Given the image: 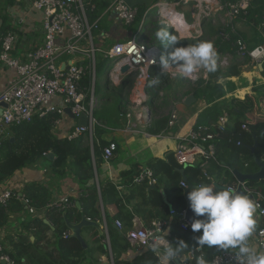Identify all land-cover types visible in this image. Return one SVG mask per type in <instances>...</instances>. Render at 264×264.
I'll use <instances>...</instances> for the list:
<instances>
[{"label": "trees", "instance_id": "1", "mask_svg": "<svg viewBox=\"0 0 264 264\" xmlns=\"http://www.w3.org/2000/svg\"><path fill=\"white\" fill-rule=\"evenodd\" d=\"M115 0H82L88 19L90 22L98 21V29L94 31L96 35L105 33L107 30L106 22L112 2ZM159 0H156V2ZM231 1V0H224ZM258 1L254 0L245 16L238 18L244 19L246 23L255 22L262 23L264 16L262 4L258 6ZM145 13V9L139 7L137 17L134 24L128 28L132 31L131 35L137 30ZM146 36L149 38V44L154 45L160 51V55H167L172 51L173 46L162 45L156 37V32L162 29L158 22L148 21L146 23ZM228 30V29H227ZM217 33V32H216ZM177 39L176 47L196 44L200 41H205V37L199 36L195 40L179 39L174 31H170ZM237 37L242 38L237 35ZM2 39V38H1ZM217 55L225 52H232V45L222 40H217L214 44ZM249 63L248 60L241 62L235 61L234 64L227 69H221L218 66L214 72H207V80L199 79L192 95L195 100H203L209 107L197 116L195 125L211 126L217 123V120L223 113L227 114L229 123L226 129L216 135V149L218 165L210 163L206 167L205 176L202 175L197 167L187 166L184 169L179 167L173 157V153L166 154L165 160H152L149 162L148 168L156 179V184L151 187L145 181L140 182L131 190V196L142 199L141 205L146 208H161L164 216L160 219L167 218L169 211L173 210L180 214L187 209V201L179 186L180 182H184L187 186L190 184H210L217 187L226 188L235 183L229 168L224 164L223 155L228 154L234 168L243 174H252L258 170L253 161V155L249 148L254 145V140L257 141V148L254 156L264 162V102L260 110L256 100L252 96H246L243 101L232 100L229 103L225 102L227 91L224 90L218 80L225 77H237L243 66ZM157 83L153 84L149 91V101L147 106L149 114L154 115L157 109L165 106L155 107L154 103L158 97V92L168 84V74L161 73L157 67L154 69ZM132 84V75L124 76L121 84L115 88L118 96L113 103L107 107L100 106L93 111L94 119L100 124L95 126L92 135V145L89 144V138L84 135L76 140L68 141L64 136H57L53 132L54 124L59 118L56 114H48L42 118L35 117L30 123L14 126L9 129L10 136L14 139L10 142L9 139H4L0 146V183L5 182L13 174L27 167L33 166L39 160L49 163L53 172L57 175H63L65 171L71 172L77 182L80 190L84 192V197L74 201L73 207L64 212L49 211L44 214L43 219L38 216H26L21 222V232L18 233L16 240L10 241V251L7 254L11 257L14 264H97L94 256L100 254L106 258H111L113 264H161L159 256L154 251L143 252L139 257L132 260L131 263H122L120 258L127 250L128 244L124 238L125 233L132 227L133 216L124 206L128 205V201H124L119 196L115 187L110 183L99 184L98 188L95 183L99 165L102 163V150L107 146V143L100 139V136L108 131L101 125L107 128L121 126V112L126 109L125 103L121 96L125 89ZM85 94L89 97L88 90L90 89V78L85 76L81 82ZM96 82L94 84V95L96 91ZM234 89V88H233ZM230 86L228 91H233ZM108 109H113L114 119L108 117ZM123 121V120H122ZM167 117H160L158 120L151 121L147 128V133L153 136H159L166 133ZM245 125L246 130H242L241 126ZM52 154L53 158L48 160V155ZM184 171L186 181L182 180L180 171ZM138 173L136 170L123 173V176L128 179V185H133ZM164 179V180H163ZM256 192L264 198V180L259 182H248ZM166 189L172 193L169 197L170 207H167L160 201L159 190ZM26 198L31 202L37 211L43 209L45 204L49 202L50 196L41 184H31L22 190ZM99 198L102 202V214L98 205ZM75 202H78L80 208H77ZM125 202V204H124ZM264 202V200L262 201ZM24 212L22 204L17 200H11L7 207H0V226L7 224L8 218L13 214H21ZM65 214V217H63ZM147 225L150 224L151 213L145 215ZM82 218L92 222H105L106 230L109 236V247L101 244L100 240L105 238L102 234L99 238H95L97 231L93 227L85 228V231H90L94 235L92 244L95 246L83 248L80 242L70 237V234L65 238L64 234L68 233L65 225V219L71 224H77ZM195 218V217H194ZM47 220L53 231L43 220ZM120 222L122 226V234H119L111 226L112 222ZM259 226V225H258ZM168 235L166 236L169 244L176 246L180 240L185 241L188 246L181 250L177 257L186 255L197 246L193 237L201 233H193L190 226L186 230L180 229L178 216L171 217L170 225L167 228ZM44 232H51L53 240V251H44V247L40 246L45 243ZM30 236L34 241H30ZM205 258L209 261L212 256L220 254L223 251H209L207 246L201 247ZM213 249V248H212ZM6 252V250H5Z\"/></svg>", "mask_w": 264, "mask_h": 264}, {"label": "built area", "instance_id": "2", "mask_svg": "<svg viewBox=\"0 0 264 264\" xmlns=\"http://www.w3.org/2000/svg\"><path fill=\"white\" fill-rule=\"evenodd\" d=\"M22 1L42 14L43 45L28 52L24 60L20 61L11 56L17 42L15 34L9 32L1 39L0 64L13 70L14 77L8 81L4 91L0 94V102L5 105L0 114V146L2 141L7 139V130L30 123L35 117L42 118L48 114H56L59 117L54 124L53 132L56 133L67 117L65 109H68L75 119L81 116L86 119L85 126L70 127L65 138L73 141L87 135L89 144L92 145L93 129L97 125L100 126L93 117L96 107L94 100L96 69L98 64L105 60L108 65L107 71L109 69L110 77L117 86L123 79L120 68L124 65L129 67L131 73L127 74L132 75V87L126 109L121 112L123 129L126 132H134L141 126L146 136V129L151 123L147 102L151 82L156 78L154 69L158 67L161 73L169 74L170 77H184L178 68L172 69L169 66L163 69L160 63V51L156 46L149 44V38L146 36V23L154 19L161 28L174 31L179 39L195 40L201 35L200 31L196 29L190 33L185 15L182 12L178 13L175 6L181 4L183 7H189L191 17L199 28L202 18L209 15L207 5L212 2V0H173L171 3L155 1L150 8L145 10L137 30L130 35L128 40L114 42L111 47L103 50L95 44L96 37H93L94 31L98 29V21H89L82 0ZM253 1L219 0L218 3L221 2L229 18H238L247 14ZM107 11L114 13L116 20L128 29L136 20L138 8H129L123 0H115ZM167 13L171 14L167 15ZM217 37L232 45V54L235 59H249L252 62L264 61V39L260 45L249 50L234 30H229V32L221 30ZM230 59L229 55H217L216 65L224 69L229 66ZM199 71L200 69L190 78H184L197 82L199 75L202 74L200 79L207 80L208 70L202 68V72ZM85 76L90 78L89 97L81 86ZM162 96L163 94L158 92V98ZM178 119V112L173 109L168 115V131L177 127ZM228 123V116L223 113L214 125L200 126L194 123L176 134V147L173 151L176 164L181 168L197 167L205 176L208 164H219L216 156V135L223 132ZM241 129L246 130V126L242 125ZM116 149L115 143H108L102 150V161L108 163ZM145 180L150 185L154 183L152 172L148 169L141 171L134 182L140 183ZM180 186L183 189L187 187L184 182H181ZM226 188L235 191L237 189V187ZM241 189L253 200L257 209L256 213L262 220L256 231V247L264 250V208L261 196L247 182L241 185ZM13 199L19 201L30 216L49 211L64 212L73 207V202L62 198L55 202H48L42 210L37 211L23 191L12 189L0 191V207H7ZM185 214L186 209L180 214L173 210L169 213L171 217L178 216L182 230L190 226L185 219ZM169 224V221L153 220L146 228L135 227L129 230L126 239L140 249L155 251L159 247L167 246L162 231L167 230ZM115 226L122 228L118 221L115 222ZM102 230L106 233V226H103ZM68 235L69 232L64 234V237ZM201 255L205 258L202 248L196 247L178 261V264H196L197 257ZM207 262L208 264H241V258L236 255V251H227L212 256ZM0 264H14L5 252L1 240ZM111 264H113L112 261Z\"/></svg>", "mask_w": 264, "mask_h": 264}, {"label": "crops", "instance_id": "3", "mask_svg": "<svg viewBox=\"0 0 264 264\" xmlns=\"http://www.w3.org/2000/svg\"><path fill=\"white\" fill-rule=\"evenodd\" d=\"M172 1L173 0H159V2L168 3H171ZM218 1L219 0H212V2L207 5L210 13L207 17L202 18L199 24V28H197L193 18L191 17V9L189 7H184V10L181 12L185 15L186 23L189 26L190 33H193L196 29H198L201 33L200 36L203 35L205 37V41H211L213 44H215L217 40H219L217 37L218 32H220L221 30H225L227 32H229V30H234L237 35L242 37L249 50L260 45L264 39V19L262 20V23L256 24L255 22L246 23L244 19L240 18H229L227 16L226 9H224L221 2L218 3ZM257 1L258 6L262 4V6L264 7V0ZM107 14L108 18L107 22L105 23L107 27L106 32L103 35H96L95 42L100 48L103 46L104 41L110 43H114L117 41H126L130 38V35L132 33L130 29L124 28L118 22V20H116L114 13L109 12ZM262 14L264 16V9L262 11ZM9 32L15 34V36L17 37V42L11 53V56L20 61L24 60L28 52L34 51L43 45L42 14L33 10L28 3L23 2L22 0H0V46L1 38ZM223 54L231 56V62L229 66L234 64L235 61H249V63L243 66L241 73L237 77H225L218 80V84H221L224 90L228 92L225 97V102L229 103L232 100L243 101L246 96H252L256 100L258 107L261 110L262 104L264 102V61L252 62L249 59L237 60L233 57L232 52H225L218 55ZM228 67L224 69H227ZM201 76L202 74L199 75V78H201ZM13 77L14 71L0 64V94L4 91L8 81H10ZM182 78L183 80L185 79L184 77ZM191 83L193 88H195L196 82ZM230 86L232 87V89L234 88L232 92L228 91ZM172 87L174 88V94L181 97L180 103L173 104L174 109L178 112L179 119L177 127L172 131H167L164 134L162 133L159 137L148 134L147 129L145 136L143 133L144 130L141 126H139L137 131L126 132L125 129H123L124 126L122 119L120 122L121 126L117 128H114V126L107 128L106 126L101 125V127H104L108 131L103 133L100 136V139L107 144L110 142L115 143L117 149L113 153V157L109 160L108 163H104L102 161V163L99 165L95 183L97 185V188L99 184H112L118 192L119 196H121L124 201H128V205H126L124 202V206L133 216L132 227L129 230L135 227H148L150 225H147L146 219H148V217L145 218V215H147V213L148 215L150 213L152 215L151 222L153 220H165L170 222L171 216L169 215V211L167 218L160 219L159 217L164 216V212H162L161 208H146L140 206L142 199L137 196H135L134 198L131 196V190L139 183L133 182V185H128V179L123 176V173L129 172L134 169L139 174L143 170H149L148 165L152 160H165L166 154L169 152L173 153L176 147V134H178L180 131L185 130L187 126L194 124L197 116L209 107V105H207L203 100H195V98V101L191 105L186 106L185 101L188 96H193L192 93L185 96L182 95L183 91L181 89L180 82L172 81ZM106 91L107 89L105 90L104 94L98 98L96 105H99V103L103 102L104 100H109L110 97L107 96ZM161 93L163 94L162 91ZM156 99L158 105L155 107H160L163 104L165 105L164 94L162 97H157ZM163 107L164 106L155 111L156 113L152 115V120L150 116V121L158 120L160 117L168 118V116L160 115L159 111ZM3 108L4 107L0 102V114ZM74 125H77V121L67 116L62 122L61 128L57 130L56 135L59 134V136H64L68 129ZM6 134L7 139L12 138L10 136L9 130L6 131ZM223 157L225 158L223 164L230 162L232 167L234 168L233 162L228 159V154L223 155ZM231 175L233 176L232 172ZM233 178L235 180V183L227 187L238 186L237 180L234 176ZM153 179L154 183L151 185L146 180L148 185L151 187L156 184V179L154 177ZM34 183L41 184V186L48 192L50 196L49 202H55L58 199L62 198L72 199L76 201L79 198L84 197L85 195L84 192L80 190L79 183L71 172L65 171L63 175H57L53 172L49 163L43 160H39L33 166L16 172L5 182L0 183V191L4 189L22 191L27 186ZM181 189L184 193V189ZM159 195L160 201H162L165 206L170 207L169 197L173 196L172 193H169L166 189L161 188L159 190ZM261 199V201L264 200L262 196ZM75 205L77 208H80L78 202H75ZM98 205L101 209L102 214V202L100 198ZM262 207L264 208V202H262ZM44 214H38L37 216L43 219ZM26 215L28 216L25 210L21 214L10 215L7 224L0 226V240L2 241L6 253L7 251L11 250L9 245L10 241L16 240L18 233L21 232V222H23ZM254 218L256 219V229L250 237V243L256 246V231L260 227L262 220L257 213H255ZM43 222L49 226L52 232L53 228L51 224L45 219L43 220ZM95 223L98 224L99 230L101 231L100 233L96 230L97 235L95 236V238H99L102 234H105V238L101 239L100 242L101 244L109 247L108 232L106 230V233H104L102 230V227L105 226V222L102 221V223ZM111 226L119 234H122V228H117L115 226V222H112ZM114 226L116 227V229L114 228ZM51 232H44L42 234L45 237V243L42 242L40 246L44 247L45 252H55L54 246L52 244L53 240L51 238ZM127 232L125 233L124 238L128 244V248L120 258V262L122 263H131L134 258L139 257L143 252H145V250L140 249L136 245H132L127 241ZM81 236L85 242L86 248L88 246L93 248L95 247L92 244V241L94 239V235L92 234V232L85 231L84 228L81 230ZM29 238L31 242L34 241V238L32 236H30ZM164 238L166 240L167 246L159 247L154 252L159 256L161 264H168V262L163 258V250L169 246V242L166 237ZM212 248H210L209 251H226L218 249L216 246H213ZM227 251L237 250L228 249ZM184 256L185 255L176 257V259L173 260L171 264H175V262L182 260ZM94 258L95 260H97V264H111L112 261L111 258H106L105 256L100 254H96ZM82 264L88 263L85 261Z\"/></svg>", "mask_w": 264, "mask_h": 264}, {"label": "clouds", "instance_id": "4", "mask_svg": "<svg viewBox=\"0 0 264 264\" xmlns=\"http://www.w3.org/2000/svg\"><path fill=\"white\" fill-rule=\"evenodd\" d=\"M157 39L165 46H173L172 51L162 55L160 63L163 69L169 64L176 65L184 77H192L198 69L209 72L216 70L217 51L211 41H200L196 44L176 47L177 39L167 29L156 32ZM158 81L153 79L151 83ZM187 194L189 207L194 214L190 224L197 247L216 246L221 250L235 249L241 258V264H264V250L252 245L250 237L256 229V205L249 196L231 188L217 187L210 184H194ZM163 236L168 231H162ZM188 244L180 240L173 247L169 244L163 250V258L168 264L179 255ZM196 264H208L203 255L197 257Z\"/></svg>", "mask_w": 264, "mask_h": 264}, {"label": "water", "instance_id": "5", "mask_svg": "<svg viewBox=\"0 0 264 264\" xmlns=\"http://www.w3.org/2000/svg\"><path fill=\"white\" fill-rule=\"evenodd\" d=\"M155 1L156 0H123L124 4L126 6H128L129 8H139V7H141V8H144L145 10L150 8L155 3ZM263 33H264V28H263ZM129 72L131 73V71L129 70V67L127 65H124V66H122L120 68V74L123 77L126 76L127 73H129ZM194 101H195L194 97L193 96H189V97H187V99L185 101V105L186 106L191 105ZM2 106L5 107L4 104H2ZM65 113L71 119L77 121V126H85L86 125L85 117L81 116L78 119H75L70 114V111L68 109H65ZM9 141L13 142L14 139L10 138ZM256 148H257V141L255 139L254 140V145L252 147H250L249 150H250L251 154L253 155V161H254L255 165L257 166V168H258V170L256 172H254L252 174H243V173L235 170L232 167L230 162L224 164L225 166H227L231 170L233 176L235 177V179L238 182V186H237L236 192L244 194L242 189H241V185L244 184L245 182H247V183L248 182H259V181H263L264 180V162L262 160H259L258 158H256L254 156V152H255ZM47 158H49L51 160L53 158V155L49 154ZM180 174L182 175L183 180L186 181V177L184 176V171L183 170L180 171ZM193 187L194 186L189 184L184 189V196H185L187 204H188L187 209H186L185 219H186V221H187V223L189 225L191 224V222L193 220L194 214H193V212L191 211V209L189 207V201L187 199V194H188V192H190L192 190ZM77 206H78V204H77ZM63 217H65V214H63ZM65 225H66V227L68 229L70 237L78 240L83 248H86V245H85V242H84V240H83V238L81 236V230L82 229L87 228V227H93L98 232L101 233L97 223L92 222L90 220H87L85 218H82L81 221L79 223H77V224H71L65 219ZM114 228L116 229L115 226H114ZM175 264H178V261L175 262Z\"/></svg>", "mask_w": 264, "mask_h": 264}, {"label": "rangeland", "instance_id": "6", "mask_svg": "<svg viewBox=\"0 0 264 264\" xmlns=\"http://www.w3.org/2000/svg\"><path fill=\"white\" fill-rule=\"evenodd\" d=\"M175 9L179 13V12L184 10V7L181 6V4H179V5L175 6ZM151 21H154V19H152ZM167 30L170 33V30L169 29H167ZM93 37L94 38L96 37L95 33H93ZM95 44H96V42H95ZM111 45H113V43L104 41L103 42V46H102L103 48L101 47V49L106 50L109 47H111ZM97 57H99V56L97 55ZM169 66L172 69L178 68L176 65H173L171 63L169 64ZM107 68H108V65H107V61L106 60L101 62L97 66V69H96V81H95L96 82V86H95V88H96V91H98V94L94 96V100H95V103H97L98 98L101 97L104 94L106 89H107V91H106L107 93L106 94L110 98H109V100L107 99V100H104L103 102L99 103V105L97 104L95 108H98L100 106H103L105 108V107L111 105L113 103V101L116 99V97L118 96V93L115 90V88L118 87V86L113 83V81H112V79L110 77V71H109V69L107 71ZM199 72H202V68H200ZM127 75H129V74H127ZM168 78H169V82L162 90V92L164 94L165 106L159 111L161 116H168L170 114V112L174 109L173 104L180 103V101H181V97L177 96L176 94H174L175 92H173L174 88L172 87V81L180 82L181 89L183 91L182 95H184V96L187 95V94L192 93V91L194 89L193 86L191 85L192 83L189 82V80L186 79V78L184 80H183V78L181 76H178L176 78L168 76ZM198 79H200V78H198ZM131 87H132V84L129 85V87L125 89V92L121 96L122 100L125 103H128L129 93L131 91ZM157 105H158L157 102L154 103V106H157ZM107 115L112 120L111 122H113V119H114L113 109H110V110L108 109ZM57 136H59V134H57Z\"/></svg>", "mask_w": 264, "mask_h": 264}, {"label": "bare ground", "instance_id": "7", "mask_svg": "<svg viewBox=\"0 0 264 264\" xmlns=\"http://www.w3.org/2000/svg\"><path fill=\"white\" fill-rule=\"evenodd\" d=\"M169 14H171V13H167V15H169Z\"/></svg>", "mask_w": 264, "mask_h": 264}]
</instances>
